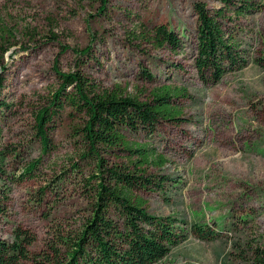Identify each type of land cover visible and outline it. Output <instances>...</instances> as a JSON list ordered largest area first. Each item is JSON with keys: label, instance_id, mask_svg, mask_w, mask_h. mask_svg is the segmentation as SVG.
I'll use <instances>...</instances> for the list:
<instances>
[{"label": "rangeland", "instance_id": "obj_1", "mask_svg": "<svg viewBox=\"0 0 264 264\" xmlns=\"http://www.w3.org/2000/svg\"><path fill=\"white\" fill-rule=\"evenodd\" d=\"M253 1L259 11L231 25L241 26L254 59L264 55V0ZM199 3L222 6L219 0H107L102 11V0H0L9 104L0 113V151L8 153L11 190L0 234L9 243H19L21 231L34 238L29 259L19 264L53 255L57 237L77 229L88 213L80 181L95 167L82 160L83 143L74 130L83 127L84 116L66 108L54 119L48 154L36 121L61 85L58 73L74 71L101 89L141 101L166 86L189 94L176 100L180 122L163 123L152 136L128 135L167 159L164 168L151 169L170 179L165 192L139 195L153 215L208 224L222 234L213 241L190 235L157 264H253L250 257L241 259L239 249L264 237V68L251 60L217 85L203 83L194 65ZM159 26L173 31L183 48L150 43ZM88 47L91 59L79 54ZM79 62L86 67L78 68ZM37 160L36 177L17 181Z\"/></svg>", "mask_w": 264, "mask_h": 264}, {"label": "trees", "instance_id": "obj_2", "mask_svg": "<svg viewBox=\"0 0 264 264\" xmlns=\"http://www.w3.org/2000/svg\"><path fill=\"white\" fill-rule=\"evenodd\" d=\"M217 9L195 5L197 35L194 65L207 85H217L230 74L254 63L264 68V55L252 57L251 45L241 38V26L236 19L259 11L253 0H219ZM107 0H102V11ZM150 43L178 51L182 40L166 26L153 30ZM0 36V113L9 108L4 89L5 65L2 62L8 47ZM250 46V47H249ZM91 59L92 48L79 53ZM84 62L78 68H85ZM61 85L49 107L37 115L38 137L44 154L53 149L48 129L54 119L70 108L84 116L83 127L75 134L80 138L81 158L92 162L95 172L82 177L80 183L88 199V213L77 229L57 237L53 255L45 254L37 264H157L190 235L203 241H213L221 232L208 224L189 223L175 216H156L149 212L147 201L139 193L165 192L168 177L151 172L162 169L167 159L146 143L131 141L128 135L146 133L152 136L163 123L180 122L183 110L176 100L188 98L184 88L171 86L155 89L149 99L141 101L120 90L101 89L80 71L58 73ZM151 78V77H148ZM8 153L0 151V231L6 219L10 201L9 174L6 172ZM41 163H31L16 180L33 179ZM73 170L78 172L75 164ZM83 176L84 173H81ZM20 242L9 243L0 234V264H19L29 259L27 247L34 238L21 231ZM259 243L248 241L240 245V257L253 264H264V237Z\"/></svg>", "mask_w": 264, "mask_h": 264}]
</instances>
